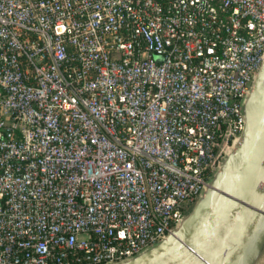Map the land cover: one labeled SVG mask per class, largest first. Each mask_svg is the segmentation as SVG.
Here are the masks:
<instances>
[{
	"label": "built area",
	"instance_id": "1",
	"mask_svg": "<svg viewBox=\"0 0 264 264\" xmlns=\"http://www.w3.org/2000/svg\"><path fill=\"white\" fill-rule=\"evenodd\" d=\"M263 59L264 0H0V264L162 240L240 137Z\"/></svg>",
	"mask_w": 264,
	"mask_h": 264
},
{
	"label": "water",
	"instance_id": "2",
	"mask_svg": "<svg viewBox=\"0 0 264 264\" xmlns=\"http://www.w3.org/2000/svg\"><path fill=\"white\" fill-rule=\"evenodd\" d=\"M238 143L182 220L113 264H254L264 249V59L244 102Z\"/></svg>",
	"mask_w": 264,
	"mask_h": 264
},
{
	"label": "bare ground",
	"instance_id": "3",
	"mask_svg": "<svg viewBox=\"0 0 264 264\" xmlns=\"http://www.w3.org/2000/svg\"><path fill=\"white\" fill-rule=\"evenodd\" d=\"M239 138L240 137H238L236 140H235V142H234V146L238 143V141H239ZM234 146H233V148H234ZM232 148V149H233ZM232 149L230 150V152L232 151ZM229 153V152H228ZM254 264H264V249L260 252V254L257 256V258H256V261L254 262Z\"/></svg>",
	"mask_w": 264,
	"mask_h": 264
},
{
	"label": "rangeland",
	"instance_id": "4",
	"mask_svg": "<svg viewBox=\"0 0 264 264\" xmlns=\"http://www.w3.org/2000/svg\"><path fill=\"white\" fill-rule=\"evenodd\" d=\"M233 146H234V144L231 146V149L233 148ZM225 148H226V147H225ZM231 149H230V150H231ZM230 150H229V152H230ZM224 154H225V156H226L228 153H224ZM222 160H223V159H222ZM218 168H219V167H218ZM193 205H194V203L192 204V206H193ZM192 206H191V207H192Z\"/></svg>",
	"mask_w": 264,
	"mask_h": 264
}]
</instances>
